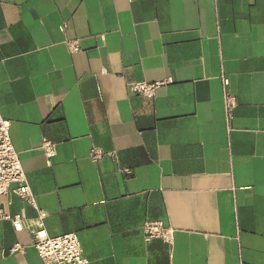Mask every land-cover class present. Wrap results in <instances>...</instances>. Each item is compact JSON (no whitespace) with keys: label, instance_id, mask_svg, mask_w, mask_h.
Wrapping results in <instances>:
<instances>
[{"label":"crops","instance_id":"obj_1","mask_svg":"<svg viewBox=\"0 0 264 264\" xmlns=\"http://www.w3.org/2000/svg\"><path fill=\"white\" fill-rule=\"evenodd\" d=\"M0 113L47 233L75 232L89 264H264V0H0ZM156 219L172 244L144 240ZM0 232V264H44Z\"/></svg>","mask_w":264,"mask_h":264},{"label":"built area","instance_id":"obj_2","mask_svg":"<svg viewBox=\"0 0 264 264\" xmlns=\"http://www.w3.org/2000/svg\"><path fill=\"white\" fill-rule=\"evenodd\" d=\"M69 52L79 50L77 41H64ZM222 90V110L224 122L230 127L233 112L237 105L235 94L232 92L229 81L224 75L220 76ZM172 83V78L167 77L159 81H136L127 84L131 94L153 98L159 87ZM10 121L0 113V221L11 224L14 232H25L37 256L44 264H89L84 256L79 238L75 232L50 236L45 227L46 212L41 210L28 185L25 172L22 168L19 154L15 150L10 134ZM41 148L46 158H51L54 153V144L46 137L41 139ZM89 155L97 160L104 152L96 147H91ZM126 173L129 168H122ZM16 197L31 206L35 211L33 218H26L20 213H11L12 198ZM144 240L160 238L167 244H172L173 230L166 226L160 219L145 221L142 225ZM1 234V232H0ZM22 245L18 242L9 247V252L20 251ZM2 250L0 249V253Z\"/></svg>","mask_w":264,"mask_h":264}]
</instances>
